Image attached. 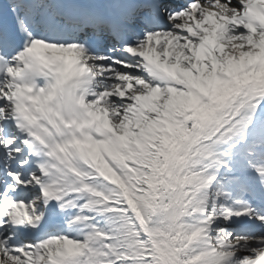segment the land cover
<instances>
[{"label":"snow or ice","instance_id":"obj_1","mask_svg":"<svg viewBox=\"0 0 264 264\" xmlns=\"http://www.w3.org/2000/svg\"><path fill=\"white\" fill-rule=\"evenodd\" d=\"M0 264H264V0H0Z\"/></svg>","mask_w":264,"mask_h":264}]
</instances>
